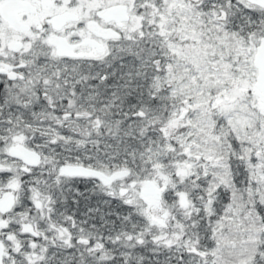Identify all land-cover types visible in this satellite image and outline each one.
I'll return each mask as SVG.
<instances>
[{
	"label": "snow or ice",
	"instance_id": "snow-or-ice-1",
	"mask_svg": "<svg viewBox=\"0 0 264 264\" xmlns=\"http://www.w3.org/2000/svg\"><path fill=\"white\" fill-rule=\"evenodd\" d=\"M0 264H264V0H0Z\"/></svg>",
	"mask_w": 264,
	"mask_h": 264
}]
</instances>
